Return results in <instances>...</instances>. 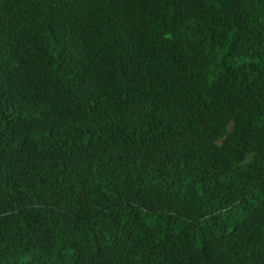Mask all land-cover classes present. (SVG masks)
<instances>
[{
  "label": "trees",
  "instance_id": "obj_1",
  "mask_svg": "<svg viewBox=\"0 0 264 264\" xmlns=\"http://www.w3.org/2000/svg\"><path fill=\"white\" fill-rule=\"evenodd\" d=\"M0 264H264V0H0Z\"/></svg>",
  "mask_w": 264,
  "mask_h": 264
}]
</instances>
